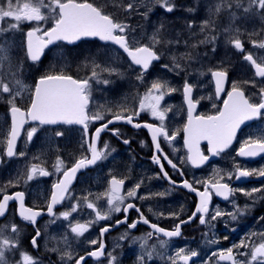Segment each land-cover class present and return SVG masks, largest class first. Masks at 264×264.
I'll list each match as a JSON object with an SVG mask.
<instances>
[{
    "label": "flooded vegetation",
    "instance_id": "1",
    "mask_svg": "<svg viewBox=\"0 0 264 264\" xmlns=\"http://www.w3.org/2000/svg\"><path fill=\"white\" fill-rule=\"evenodd\" d=\"M148 7H151V4ZM156 11H160L158 6ZM135 17H137V13L134 14L133 18ZM140 19L142 20V18ZM52 26L45 27L37 34L43 37L44 31ZM116 34H118V31ZM91 42L100 47L111 44L103 43L97 38L82 39L74 43L57 41L44 49L43 56L38 61H32L29 58L26 47V54L30 62L25 61L24 68L25 71L30 68L32 72L24 77V80L30 82L27 88L29 94L26 97L25 95L16 97L14 103L17 107L27 111L30 107L35 86L41 76L64 74L71 75L74 79L89 80L87 114L89 117L99 114L103 119H89L86 122V130L83 125L75 123L69 125L61 122L41 125L39 122L26 120L20 137L15 144L14 151L16 155L13 157L6 156L8 138L6 144L0 146V169L5 165L16 172V178L12 180V184H8L9 187L0 193V200L3 195H14L16 192H23L24 206L40 212L33 223L24 220L20 215L19 201L13 200L9 203L5 216L0 219V237L4 230L3 225H10L11 227L14 225L18 231L16 234H10V238L13 240V244L17 245L12 250L18 249L14 253H8V264H19L22 259L21 253L33 256L38 264H75V260L79 256L85 257L82 264H122L124 253L131 250H133L130 252L133 257L132 264H174V255L181 248L185 250V255L189 254L190 251H195L198 254L188 264H200L207 252H212L210 256L213 255L218 264H232V261L219 258V253L223 251L227 254L226 250L228 248H233L232 255L235 264H245L232 244L234 240L238 241L241 234H243V237L248 236L249 226L253 224V221L256 223L252 228L257 231L264 230V177L254 174L237 179L236 170L237 166L248 171L256 170L257 173L264 170V154L255 157H240L238 153L241 145L246 140L262 138L264 116L243 123L237 130L233 143L219 155H213L209 150V143L201 141L200 150L209 159L203 165L196 166L187 160L189 152L185 143L187 134L184 127L188 120V105L183 92L184 87L181 85L179 90L165 92L164 99L161 101L162 103L160 102V110H170L165 111L163 124L169 136L175 135V138L169 141L161 136L158 137V141L163 154H166L168 159L172 160L173 164L177 166L176 169H173L164 160V155L156 150L151 130L145 127L136 128L133 126L136 123H151L159 126L161 123L157 118L152 117L148 110L140 111L139 115L135 114L139 110L140 101L148 92L146 89L139 87L137 81L150 75L158 66L162 60L161 52L156 46H149L159 55V60L153 62L146 72L135 75L138 76V79L131 88L126 89L125 84H123L122 89L114 94L112 89L106 88L114 84V79H103L102 77L105 74H98V72H96V77L93 76L91 72L93 68L90 65H88L89 70L86 72L76 71L78 68L80 69L79 65L84 62L78 64L80 59L73 62L75 54L72 49L78 45L91 44ZM128 43L129 47L133 46L129 36ZM241 43L243 50L237 49L235 57L246 63L250 69V77L253 82L249 81L248 72L245 80L247 83L244 81H237L236 83L233 72L227 69L226 85L224 90L217 95L214 78L211 74L210 80L213 86L211 93L207 91L199 92V88L188 77L185 82L193 86L192 100L193 102L198 101L193 111L194 116L214 115L218 109H222L223 101L227 99V93L231 91L234 82L242 88L250 102H259L261 98L260 88H264V78L255 76L254 68L249 62L245 61L244 57L250 53L257 60V63H260L262 59L252 52V47L247 41L242 40ZM52 49L56 50L53 57L51 55ZM91 49H94V47H91ZM122 53L125 54L124 51ZM62 57L65 58L62 59ZM53 59L56 61L55 68H50ZM91 59L96 61V55L92 56ZM44 62H47L45 66L32 67L35 64H43ZM200 63L198 62L197 65ZM63 68H66V70L64 71ZM137 68L140 69L141 67ZM218 68L212 72L226 70L223 67ZM105 80L108 81L107 84L103 83ZM0 111L8 117L9 134L11 129L9 100L0 99ZM129 114L133 115V124H129L126 120L125 122L114 120L115 115ZM109 120L113 122L101 131L98 140H96L97 150L105 151L106 158L79 170L69 185L64 200L53 206L52 213H48L47 208L54 191L53 185L63 179V172L73 166L76 160L85 157L91 158L88 145L93 142L96 129ZM33 127H36L37 131L29 140L27 132ZM57 133H62V135H57ZM123 141H129V143ZM105 144L108 145L107 149L104 148ZM20 153H23V155H20ZM154 155L159 157L160 163L153 160ZM58 160L62 162L59 171L56 167ZM161 164L163 165V171ZM33 165H36L38 169L47 171L50 175L37 174L29 180L28 175ZM177 169L180 171H177ZM163 172L168 173L170 180L163 175ZM227 173H232L231 179L228 178ZM220 176L224 177L220 180V183H228L233 189L232 194L225 199L216 195L214 189L209 186V191L213 194L209 205V213L205 216L206 222L204 224L200 223L199 217L201 214L199 213L189 221L188 217L195 212L199 204V196L196 192L184 187L183 180H187L198 191H204V184L196 183V181L211 180L212 183H215ZM113 177L125 181L120 193L125 197V200L120 205L121 211L119 212L110 211L112 206L107 202L110 198L108 193ZM173 181L175 184L172 183ZM137 184H140V187L137 190L136 197H127V192L135 188ZM253 188L261 189V191L253 193L251 196L245 194ZM241 189L243 191H240ZM89 203L95 207L88 208L87 204ZM128 204H134L135 207L129 208L125 212L124 209ZM74 205L76 211L72 212ZM217 210L224 213V215L212 220L211 216ZM64 212H71V215L64 218L62 215ZM97 212L101 216L106 215L107 218L98 219ZM141 214L149 221L148 224L143 222ZM232 215L236 216L235 220L232 219ZM125 216L127 217L126 221ZM253 218L256 219L251 220ZM54 221H62V223L69 226L67 227L68 236L71 235L68 237V248L73 251L72 259L65 258L67 260L63 261L62 257L66 256L64 251L61 254L59 250L54 251L44 243L46 229L54 225ZM118 221H121V223H117ZM180 221L188 222L180 224ZM133 222H136V227L130 228L129 225ZM76 224L87 225L88 230L82 236H77L71 231V228ZM151 224H156L159 228L168 231L174 230L176 225L180 224L181 234L179 237L169 238L163 233L152 229ZM105 227L108 228V231L102 232ZM37 232H39V236H37ZM149 233H151L150 236ZM34 237L36 239L35 247L32 243ZM93 240L96 241V244L91 243ZM130 240H132V243L129 242ZM212 241H215V243ZM255 241H257L256 244H254ZM261 243H264V232L253 233L249 242V254L245 256L242 254L243 258H249L250 261L252 250ZM100 245H103L104 254L102 256L94 258L88 255L97 250ZM156 248L166 253L162 261L157 258ZM147 253H151V256L149 257ZM109 254L116 257V260L111 261ZM141 256L144 257L143 261L139 259ZM175 264H182V262L178 259V263L175 261ZM251 264H259V261L251 262Z\"/></svg>",
    "mask_w": 264,
    "mask_h": 264
},
{
    "label": "snow or ice",
    "instance_id": "2",
    "mask_svg": "<svg viewBox=\"0 0 264 264\" xmlns=\"http://www.w3.org/2000/svg\"><path fill=\"white\" fill-rule=\"evenodd\" d=\"M164 7L167 11H173L174 5L171 3V0H163ZM7 10L4 7H0V20L4 18H13L15 21H36L41 22L45 21L47 17L42 14V8H48L50 13L55 14L53 26L44 31L43 37L36 36V33L41 31L39 27L27 32V53L32 61H38L41 57V54L44 48L54 41H68L75 42L80 40L82 37H99L103 41H111L117 45H120L130 56L131 61L134 65L140 66L142 72H146L149 69V66L153 61L159 60V56L153 50L152 47L148 45L129 47L128 36L126 33L129 31V26L122 24L113 19L112 15L106 14L102 7H97L94 3H89L87 0L83 3H78L77 0H66V2H61V0H50L49 4H45V0H35L34 3H24L22 6L17 3L13 4V0H5ZM258 6L259 9H264V0H250L251 6ZM127 9H133V3L127 4ZM220 5L216 6V11H219ZM248 11V9H245ZM163 26L161 25V28ZM17 28V24L9 25V30ZM3 30L0 29V32ZM117 31L120 34H116ZM159 31V30H158ZM44 37H47L45 39ZM214 40L215 37L209 38ZM155 43H159L155 39V34L153 36ZM234 47L239 50H243V45L239 39L232 41ZM259 47L264 48V43L260 44ZM4 49L0 47V60L3 59ZM246 62H249L250 65L255 70V76L264 78V59L260 63H257V60L253 58L252 54H247L244 57ZM176 68H179L180 65L175 63ZM93 76H96V72L93 71ZM215 81L216 94L219 95L220 92L224 90V84L228 77L227 70H216L211 73ZM103 83L107 84L108 81L105 80ZM247 83V82H245ZM19 86L20 82H16ZM166 88V82L162 83L160 81H154L148 92L145 94L143 99L140 101L139 110L136 111V115H139L140 111L148 110L151 113V116L157 118L161 123L159 126L151 123L144 124H133V115H115L114 120H126L129 124H133L134 127L140 128L145 127L151 130L152 140L155 144V148L158 152L163 154V150L160 148L158 137H164L167 140H172L175 138V135L169 136L168 131L166 130L163 121L165 120V111L170 109L160 110V102L164 99ZM0 90L4 94H10L11 99L9 100L10 104V114H11V129L8 134L7 139V157H13L16 155L14 149L18 136L20 135V130L23 128L26 120L36 121L39 124H79L83 125L84 129H87V121L91 120H101L102 116L99 114L92 115L89 117L87 114V107L89 104V80L88 79H74L71 75L57 74V75H44L39 78L37 85L35 86L34 94L31 98L30 107L27 111L22 110L17 107L14 103V100L20 91H17L15 94L13 90L9 88L7 83H0ZM175 89L167 88V92H173ZM192 91L193 86L185 82L183 92L187 99L188 104V120L187 124L184 127L186 132L185 143L188 148L189 155L187 160L190 161L192 165L200 166L203 165L209 157L204 155L200 150V142L207 141L210 145V152L213 155H219L225 149L233 143L236 138L237 130L245 121H250L255 118L264 116V88H260V100L259 102L252 103L250 99L246 97L244 91L241 87L237 86L234 82L232 84L231 91L227 93V99L223 101V108L218 109L214 115H198L194 116L193 111L196 108V103L192 100ZM159 93V94H156ZM215 107V105H213ZM112 120H109L106 124H103L100 128H97L95 131V137L93 142L88 145L89 151L91 153V158H81L75 161L73 166L68 168L63 172V179L53 185L54 191L51 195V202L48 205V213H52L53 206L60 203L64 200L65 194L68 192L69 185L72 180L75 178L76 173L89 166L94 165L97 161L106 158L105 151L97 150L96 140H98L101 131L105 130L108 124L112 123ZM37 128L33 127L27 132V137L31 140L32 136L36 133ZM117 135L119 133H116ZM57 135H62V133H57ZM260 139L256 140H246L240 147L238 155L240 157H255L259 154H264V131L261 133ZM124 143H129V141H123ZM104 148L107 149L108 145L105 144ZM23 155V153H20ZM164 155V160L173 168L176 169L177 166L173 164L172 160L168 159L166 154ZM153 160L157 163H160L158 156H153ZM62 162L58 160L57 170L59 171V166ZM161 169L163 171V165L161 164ZM177 171H180L177 169ZM50 175L47 171L43 169H38L36 165H33L31 172L28 175V179L31 180L34 175ZM257 174L264 177V170H260L258 173L256 170L248 171L240 169L237 166L236 178H246ZM163 175L170 180L167 172H163ZM182 175V172H181ZM229 179L232 177V173H227ZM224 179L223 176H220L215 183L209 181H196V183L204 184V191H198V189L193 188L192 185L187 181L183 180V186L189 188L191 191L196 192L199 196V204L196 207L195 212L188 217L190 221L199 213L201 214L199 219L200 223L204 224L205 216L209 213V205L212 197V192L209 191V186L214 189L215 194L227 199L233 192V189L229 186L228 183H220V180ZM125 181L123 179L112 178L110 182L109 189V199L108 204L112 206L110 211L119 212L121 211L120 205L124 203L125 197L120 195L122 187ZM175 184V182H172ZM140 184L135 185V188L127 192V197H136L137 190L139 189ZM240 191H243L241 189ZM261 189L253 188L250 192L245 194L251 196L253 193L260 192ZM161 195H163L161 193ZM143 198V197H141ZM24 193L16 192L14 195H3L2 200H0V216H3L9 201L17 200L20 204V215L24 220L35 222V218L40 215V212L34 211L31 208H25L24 203ZM88 208H94L95 206L91 203L87 204ZM134 204H128L124 209L125 212L129 208H134ZM76 211V206L72 207V212ZM137 211H139L137 209ZM64 218H68L71 215V212L62 213ZM98 219H106L105 216H101L99 212L96 213ZM224 213H221L219 210L211 216L212 220H215L216 217L222 216ZM141 219L145 224H148L149 221L143 217L141 214ZM232 219L235 220L236 216L232 215ZM127 217L125 216V221ZM188 221H180V224L187 223ZM117 223H121L118 221ZM180 224H177L175 229L172 231L159 228L156 224H151L150 227L159 233H163L166 237H179L180 236ZM130 228L136 227V222H133L129 225ZM88 230L87 225L76 224L71 228V231L77 236H82L84 232ZM11 231L16 234L17 229L13 225ZM108 231V228L105 227L102 229V232ZM149 236L151 233L148 234ZM39 236V232H37ZM123 238V237H122ZM215 243V241H212ZM33 246L36 245L35 237L32 240ZM92 244H96V241H91ZM163 243V242H162ZM243 245V242H242ZM17 247L16 244H13L12 241L8 238L0 239V264H6L4 259L5 250H11L12 248ZM143 247V245H142ZM233 247H236L235 245ZM184 249L181 248L177 252V257L182 264H188L190 260L196 257L198 254L195 251H190L189 254H184ZM227 254L223 251L219 253V258L221 260L232 261V264H235L233 259V248H228ZM104 254L103 245L96 250L91 252L89 255L92 257H99ZM68 259H72L71 253H65ZM150 257L151 253H147ZM251 262L259 261V264H264V243H261L259 246L254 247L251 252ZM110 260L115 261L116 257L109 254ZM21 264H38L37 261H34L31 256L27 253H21ZM143 261L144 257L139 258ZM85 261L84 256H79L75 260V264H82ZM175 264V261H174Z\"/></svg>",
    "mask_w": 264,
    "mask_h": 264
},
{
    "label": "rangeland",
    "instance_id": "3",
    "mask_svg": "<svg viewBox=\"0 0 264 264\" xmlns=\"http://www.w3.org/2000/svg\"><path fill=\"white\" fill-rule=\"evenodd\" d=\"M64 1L66 0H61V2ZM87 1L102 7V10L106 14L112 15L115 21L128 25L129 31L126 35L131 39L132 45L156 46L162 54V60L151 74L138 79V76L135 75H141V68H137L127 55L111 44L100 47L95 45L94 42L96 41H94L91 44H82L73 48L72 52L75 54L73 62L79 59L78 64L84 62L79 65L80 69L78 68L76 71L86 72L89 70L88 65H90L93 68L92 73L95 71L98 74H105L102 77L103 79H114V84L106 87L112 89L114 94L119 89H122L123 84H125L126 89L131 88L137 79L138 86L146 89V91L149 90L154 81L166 82L165 92H167V88L179 90L181 85L184 87V82L188 77L199 88V92L207 91L211 93L213 86L210 74L213 70L219 69L218 67H223L226 70L230 69L233 72L236 83L237 81L245 82L248 72L249 81L253 82L250 77V69L246 63L235 57L237 49L232 43L235 39L247 41L252 47V52L264 59V48L259 47L264 41V9H259L255 5L250 7V0H171L174 5L171 12L166 10L163 0ZM34 2L35 0H13L14 5L19 3L20 6L24 3ZM49 2L50 0H45V4H49ZM128 3H133L132 10L127 9ZM150 4L151 7H148ZM217 5H220L219 11H216ZM157 6L160 11H156ZM0 7H4L7 10L5 0H0ZM245 9H248V11H245ZM41 12L47 17L45 21L28 22L22 20L17 22L13 18L0 20V29L3 30L0 32V47L4 49L3 59L0 60V83H7L9 88L13 90L12 94L20 91V89H22L20 95H25L26 97L29 94L27 88L30 82L24 80L28 73H32L30 68L26 71L24 68V62H30L26 54L27 29L39 27L44 30L45 27L49 28L54 24V13H50L48 8H42ZM133 13H137V17L133 18ZM139 18H142V20H139ZM11 24H17V28L9 30V25ZM161 25L163 26L162 28ZM118 34L120 33L118 32ZM154 34L155 39L159 43L154 42ZM211 37H215V39L210 40L209 38ZM91 47H94V49H91ZM55 51V49H52V57ZM95 55L96 61L91 59ZM64 58L62 57V59ZM47 62L35 64L32 67L45 66ZM198 62L201 63L197 65ZM175 63H178L180 67L176 68L174 66ZM54 64H56V61L53 59L49 67L55 68ZM63 70L65 71L66 68H63ZM17 81L20 82L19 86L16 84ZM2 98L10 100L11 95L4 94L0 90V99ZM8 130V117L0 111V146L6 144ZM15 178V171L10 170L5 165L2 166L0 169V193L7 189L9 187L8 184H12V180ZM54 223V225L46 229L44 243L54 251L59 250L61 254L63 251L72 254V249L68 248V237L71 235L69 234L68 236L67 227L69 226L62 223V221H54ZM255 223L253 221V224L249 226V237H243V234H241L238 241L234 240L232 244L236 246L234 248H236L240 259L245 264H249V258L244 259L242 254L244 256L249 254V242L252 234L264 232L263 229L257 231L252 228ZM3 228L0 239L8 238L13 243L10 238V234H13L11 231L12 227L3 225ZM129 242L132 243V240ZM16 249L5 250L4 259L6 264H8V253H14ZM131 251L124 253V262L122 264L133 263ZM156 253L159 261H162L166 256V253L159 248H156ZM211 253L207 252L200 264H218L213 255L210 256ZM31 257L36 261L33 256ZM65 258L67 256H63L62 260L66 261L67 259ZM173 261L178 263L176 254Z\"/></svg>",
    "mask_w": 264,
    "mask_h": 264
},
{
    "label": "water",
    "instance_id": "4",
    "mask_svg": "<svg viewBox=\"0 0 264 264\" xmlns=\"http://www.w3.org/2000/svg\"><path fill=\"white\" fill-rule=\"evenodd\" d=\"M66 2V1H65ZM78 3H83V2H80V1H77ZM88 2V1H87ZM90 3V2H89ZM32 29H29L27 32H29V31H31ZM27 34V33H26ZM43 35H44V33H43ZM36 36H39L37 33H36ZM45 39H47V37H44ZM94 38H97L98 40H100L101 42H103V43H111V44H113L114 46H116V47H118L120 50H122V51H124L125 52V54L127 55V57L129 58V60L131 61V58H130V56L128 55V53L120 46V45H117V44H115L114 42H111V41H103V40H101L99 37H82L80 40H82V39H94ZM27 39H28V37L26 36V47H27ZM80 40H78V41H80ZM61 41H63V40H61ZM57 41H54L52 44H50V45H48V46H46L44 49H46V48H48L49 46H51V45H53L54 43H56ZM66 42H68V41H66ZM76 42V41H75ZM70 43H74V42H70ZM154 50V49H153ZM155 51V50H154ZM156 52V51H155ZM43 53H44V50H43V52H42V54H41V57L43 56ZM158 55V54H157ZM159 56V55H158ZM41 57H40V59H41ZM30 58V57H29ZM155 61H157V60H155ZM155 61H153V62H155ZM132 62V61H131ZM153 62H152V64H153ZM133 63V62H132ZM134 64V63H133ZM151 64V65H152ZM150 65V66H151ZM135 66H137V65H135ZM149 66V67H150ZM138 67H140V66H138ZM215 82V81H214ZM226 82H227V80H226ZM226 82H225V84H224V87H225V85H226ZM216 89V88H215ZM188 105V104H187ZM222 108H223V106H222ZM124 122H125V120H123ZM246 122V121H245ZM244 122V123H245ZM21 132H22V129L20 130V134H21ZM19 137H20V135L18 136V138H17V140L19 139ZM17 140H16V142H17ZM0 162H1V157H0ZM2 200V199H1ZM13 201V200H12ZM11 201H9L8 202V205H9V203H10ZM8 205H7V207H8ZM25 207V206H24ZM25 208H29V207H25ZM19 210H20V207H19ZM35 211V210H34ZM6 212H7V209H6V211H5V213H4V215L3 216H0V219L1 218H3L4 216H5V214H6ZM96 251V250H95ZM89 255V254H88ZM87 255V256H88ZM100 257V256H99ZM99 257H94V258H99Z\"/></svg>",
    "mask_w": 264,
    "mask_h": 264
},
{
    "label": "trees",
    "instance_id": "5",
    "mask_svg": "<svg viewBox=\"0 0 264 264\" xmlns=\"http://www.w3.org/2000/svg\"><path fill=\"white\" fill-rule=\"evenodd\" d=\"M134 14H135V13H133V16H132V17H134Z\"/></svg>",
    "mask_w": 264,
    "mask_h": 264
},
{
    "label": "bare ground",
    "instance_id": "6",
    "mask_svg": "<svg viewBox=\"0 0 264 264\" xmlns=\"http://www.w3.org/2000/svg\"><path fill=\"white\" fill-rule=\"evenodd\" d=\"M198 38V37H197ZM138 67V66H137Z\"/></svg>",
    "mask_w": 264,
    "mask_h": 264
}]
</instances>
